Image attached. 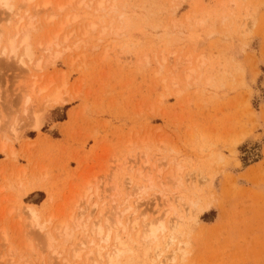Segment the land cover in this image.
Returning <instances> with one entry per match:
<instances>
[{
	"label": "rangeland",
	"instance_id": "obj_1",
	"mask_svg": "<svg viewBox=\"0 0 264 264\" xmlns=\"http://www.w3.org/2000/svg\"><path fill=\"white\" fill-rule=\"evenodd\" d=\"M25 1L0 6L33 54L0 55V264H106L79 205L122 214L117 264H264V0ZM30 206L55 242L23 236ZM161 214L158 259L128 218Z\"/></svg>",
	"mask_w": 264,
	"mask_h": 264
},
{
	"label": "bare ground",
	"instance_id": "obj_2",
	"mask_svg": "<svg viewBox=\"0 0 264 264\" xmlns=\"http://www.w3.org/2000/svg\"><path fill=\"white\" fill-rule=\"evenodd\" d=\"M27 2H29V1H33V0H26ZM25 1V2H26ZM25 2H23V3H25ZM48 3H45V5H47ZM99 5H102V2H100L99 3ZM0 6L1 7H4V8H6V10H9V11H12L13 10V7H14V5L13 4H10V0H0ZM18 8V7H17ZM22 15H23V13H22ZM25 15V14H24ZM23 17V16H22ZM25 17H26V15H25ZM20 20V21H19ZM22 20H23V18L22 19H18V22H17V24L15 25V31H16V34H15V37L16 36H18V35H20L21 33H22V35L20 36V41L19 42H17L16 41V39L17 38H15V37H12L10 40H9V42H8V46H3L2 47V43H1V40H0V55H4L6 52H7V54L9 55V59L10 58H12V57H17V52H18V49H19V47H21V46H24L25 47V56L23 57V58H21L20 59V61H21V63L22 64H26L25 63V59L24 58H28L29 59V62L30 61H32V52H31V50H30V48L29 47H26L25 45L27 44V42H28V39H29V34H28V29H25V31H27V32H23V31H20V29H21V26H23L24 24H22L21 25V22H22ZM27 20V19H26ZM31 21V20H30ZM26 24H28V25H30L31 24V22L29 23V21H28V23H26ZM25 24V25H26ZM23 29V28H22ZM11 56V57H10ZM38 66V67H37ZM36 67L37 68H39V64L37 65ZM44 90V89H43ZM29 101V99L27 100V102ZM64 101L65 100H63L62 98H61V96L60 95H53V97H52V99H50L48 102H51L50 104H51V106H56V105H61L62 103H64ZM47 102V101H46ZM46 105H48V104H46ZM36 119H37V121H36V124H35V128L37 129V130H39L40 129V127L42 126V122H41V119L37 116L36 117ZM26 173V172H25ZM151 176H149L148 178H150ZM35 180V179H34ZM34 180H32V182L34 181ZM150 180V179H149ZM27 181H28V179H27ZM43 182V181H42ZM28 183V182H27ZM22 184V183H21ZM26 184V183H25ZM24 184V185H25ZM23 185V184H22ZM44 185V184H43ZM32 186V185H31ZM30 186V187H31ZM35 186V185H34ZM24 187V186H23ZM27 187V186H26ZM40 187V186H39ZM22 189V191H23V188H21ZM33 190V189H32ZM24 191H25V189H24ZM45 192H47V190L45 191ZM86 193L88 192V190L87 191H85ZM27 193V192H26ZM25 193V194H26ZM48 195V194H47ZM51 198V197H50ZM49 198V199H50ZM82 200H84V197H82ZM82 200H81V202H82ZM51 201V200H50ZM79 201V200H78ZM47 202H48V200H47ZM77 202V201H76ZM53 203H54V201H53ZM78 203V202H77ZM82 205V204H81ZM75 206H77V205H75ZM51 207V206H50ZM95 208H93V210L91 211V213H88V211H87V208H83L82 206H77V210H78V208L80 209V210H78V214L76 213V216L73 218V216L75 215L74 214V212H70V214H67L68 216H67V218H65V219H69L70 218V221H72L73 220V222H71V224L73 225L74 224V226H72V227H75V229H77V227H85V228H87L88 226H90V227H92L91 229H89L90 230V232L92 233V234H94V236H95V239H92L93 241H91L90 243H91V245H92V247L93 248H95V252L96 253H93V251L94 250H92L91 252L92 253H90V254H88V259H93V260H95L96 262H99V261H101V262H106V264H117V263H119V258L124 254V253H126V252H132V249L133 248H131L130 246H129V244L124 240V238H123V235H122V231H127V226H126V224L123 222V220H122V214H116L115 216V219H111V217H109V216H107L106 214H104L103 212H102V210L101 209H99L98 208V206L97 205H95L94 206ZM23 208H25V209H27L26 207H23ZM48 208V207H47ZM22 210V209H21ZM24 210V209H23ZM76 210V211H77ZM16 211H20V210H16ZM14 212V211H13ZM17 212V213H18ZM23 212V213H22ZM24 212L26 213V211L24 210V211H21V213L22 214H24ZM16 213V214H17ZM21 213L19 212L16 216L20 219V215H21ZM94 214H97V216L95 217L94 216ZM26 215V218L24 219L23 217V219L24 220H22V221H24L22 224H24L25 225V223H26V225H25V227L27 228V230H28V228H30V231L28 230V232H30L29 233V235L27 234L26 236L25 235H23L24 237H30V236H32V235H30V234H35L36 235V233H37V236L39 237L40 235V238H43V236H44V238L46 237V239H47V236H48V238L50 239L51 237V239L53 240V239H55V237L53 238V236H52V232L50 233V230H49V232H47L46 233V228H47V226H46V223H48V220H51V221H54L55 219L52 217L53 215H51V217L49 216L47 219V222L45 223L44 222V220L42 221V216H41V213L39 212V210L35 207V206H30V207H28V209H27V213L25 214ZM44 215V214H43ZM50 218V219H49ZM73 218V219H72ZM76 218V219H75ZM18 219V220H19ZM53 219V220H52ZM72 219V220H71ZM168 218L166 217V215H162L161 214V216H159L158 217V219H156L155 221H152V222H150V223H147V225H145L144 227H143V229L141 230V228L139 227V225H138V223L136 222V221H130V218H128V220H129V222L128 223H130L131 224V226H132V229H130V230H135L136 231V234L135 235H137L136 237H137V239H139V240H142L143 242H147V243H150V242H153V241H155V243L156 242H158L159 241V244H158V246L154 249L155 251V253L154 254H156L155 255V257L156 258H161V256H162V254H163V250H162V248H161V245H160V242H163V237H165V233H167L168 231H169V228H168V225H172V226H170L171 228V232H170V236H169V238H168V240L167 241H165V243H166V246H169L171 243H172V241H174V239H175V237H174V231H175V229L177 228V224H169V222H171L170 220H169V222H168V220H167ZM181 219V217L179 218V220ZM21 220V219H20ZM178 220V221H179ZM69 221V220H68ZM70 221H69V224H70ZM62 222H65V223H62ZM49 223H50V221H49ZM48 223V224H49ZM60 224H61V227L59 226H57L56 228V230H57V233H58V231H59V228H62V226H63V228H62V230H64L65 231V228L68 230H71V227L69 226H67L68 224L66 223V221H64V218H62V220H61V222H59ZM176 223V222H175ZM179 223V222H178ZM21 224V223H20ZM51 224V223H50ZM60 224H58V225H60ZM23 225V226H24ZM129 225V224H128ZM20 228H22V226H20ZM129 228H131V227H129ZM25 229V228H24ZM32 229V230H31ZM4 231H5V229H3ZM69 230H68V233H69ZM73 230V229H72ZM85 230V229H84ZM34 233H33V232ZM36 231V232H35ZM60 231H61V229H60ZM59 231V232H60ZM64 231H61V233L62 232H64ZM1 232H3L2 230H1ZM25 233V230L24 231H22V233ZM86 232V231H85ZM123 232V233H124ZM4 233V232H3ZM2 233V234H3ZM43 233V234H42ZM50 233V234H49ZM56 233V232H55ZM60 233V234H61ZM26 234V233H25ZM71 234H73V232L71 233ZM71 234H67L66 233V235L67 236H70ZM126 234V233H125ZM128 234H130V233H128ZM3 235H6L5 233L3 234ZM34 235V236H35ZM130 236V235H129ZM128 236V237H129ZM162 239H161V238ZM6 238V237H5ZM4 238V239H5ZM98 240H97V239ZM130 238V237H129ZM131 239V238H130ZM7 241V240H6ZM136 241H138V240H136ZM168 241H169V243H168ZM49 243H52V241L51 240H49L48 241ZM53 242H55V240H53ZM84 243V242H83ZM82 243V244H83ZM133 243H134V241H133ZM168 243V244H167ZM81 244V246H83ZM86 244V243H85ZM87 245V244H86ZM85 245V246H86ZM84 247V246H83ZM83 247H82V250H83ZM85 248V247H84ZM182 249V248H181ZM179 251H180V248H179ZM78 252V251H77ZM180 252H182V251H180ZM76 253V252H75ZM78 253H81V251L80 252H78ZM77 257H79V254H75ZM93 256H95L96 257V259H94L93 258ZM152 262H155V259H153V261ZM65 263V262H64ZM66 264V263H65ZM67 264H70L69 262H67Z\"/></svg>",
	"mask_w": 264,
	"mask_h": 264
}]
</instances>
